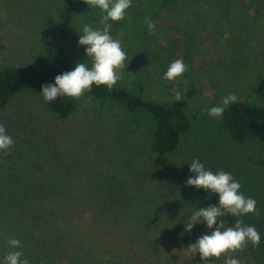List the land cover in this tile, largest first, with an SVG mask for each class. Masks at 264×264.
<instances>
[{
  "label": "rangeland",
  "instance_id": "obj_1",
  "mask_svg": "<svg viewBox=\"0 0 264 264\" xmlns=\"http://www.w3.org/2000/svg\"><path fill=\"white\" fill-rule=\"evenodd\" d=\"M163 1L103 0L97 9L79 0L61 46L73 68L181 107L193 131L179 148L169 155L151 151L145 118L88 96L79 78L70 88L78 109L67 118L19 87L0 110V166L6 167L0 191L3 175L19 180L13 175L24 166L35 177L65 172L77 184L86 183L87 175L100 183L112 179L118 195L128 191L146 200L155 193L171 195L167 185L183 182L199 168L193 148L198 142L216 141L239 158L264 155V147L236 142L217 125L218 114L233 100L258 101L253 85L264 76V0H184L157 12ZM63 8L64 0H0V68L32 60L45 50V36L56 40ZM189 209L162 199L163 215L150 220L145 234L130 235L137 229L128 226V216L122 222L126 231L95 222L89 207L80 232L47 245L45 259L34 255L40 238L28 234L11 213L0 218V264H264L251 251L242 223L224 228L210 216H189Z\"/></svg>",
  "mask_w": 264,
  "mask_h": 264
},
{
  "label": "trees",
  "instance_id": "obj_2",
  "mask_svg": "<svg viewBox=\"0 0 264 264\" xmlns=\"http://www.w3.org/2000/svg\"><path fill=\"white\" fill-rule=\"evenodd\" d=\"M87 2L97 9L103 5V0ZM183 2L164 0L157 12L168 4L181 5ZM78 3L79 0H64L58 37L56 40L52 36L43 37L44 51L25 64H7L0 68V110L11 104L15 88L24 87L38 96L57 117L67 118L78 109L70 88L72 80L79 78L81 88L88 96L111 100L126 108L129 114L145 118L151 151L160 155L174 153L181 139L193 131L192 121L181 107L145 98L113 80L72 67L71 55L61 46V41L67 35ZM253 93L257 102L237 98L221 110L217 116L218 130L236 142L253 141L264 147V76L254 83ZM193 148L199 168L183 182L173 181L167 185L165 188L171 189V195L162 197L155 193L146 200H141L138 193L128 194V191V197L121 191L118 195L115 192L117 184L113 186L112 179L100 183L98 177L87 175L86 183L80 181L77 184L75 178L65 172L35 177V174H26L25 167L21 166L13 175L19 180L13 182L3 175L0 218L15 214L28 234L40 238L34 255L45 259L47 245H59L80 232L83 226L80 219L87 208L92 207L90 216L95 222L108 226L117 224L116 227L126 231L128 226L134 225L137 230L129 234L142 235L148 231L145 228L150 226V220L154 222V218L163 215L158 207L165 199L190 207L189 216H210L224 228H234L242 223L251 251L264 260V155L253 152L252 156L239 158L211 140L198 142ZM5 168L0 166V180ZM12 184L17 188L7 189ZM84 184L90 189H85ZM199 206L202 208L197 209ZM127 216L128 226H124L122 222Z\"/></svg>",
  "mask_w": 264,
  "mask_h": 264
}]
</instances>
